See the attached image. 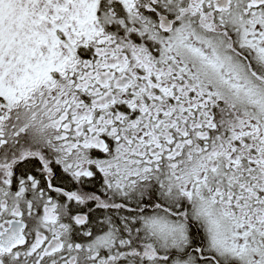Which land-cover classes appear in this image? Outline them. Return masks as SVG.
<instances>
[{
	"label": "snow or ice",
	"instance_id": "obj_1",
	"mask_svg": "<svg viewBox=\"0 0 264 264\" xmlns=\"http://www.w3.org/2000/svg\"><path fill=\"white\" fill-rule=\"evenodd\" d=\"M0 264H264V0H0Z\"/></svg>",
	"mask_w": 264,
	"mask_h": 264
}]
</instances>
